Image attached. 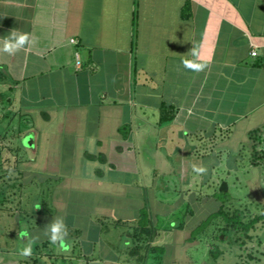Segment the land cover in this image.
I'll use <instances>...</instances> for the list:
<instances>
[{"label":"crops","instance_id":"obj_1","mask_svg":"<svg viewBox=\"0 0 264 264\" xmlns=\"http://www.w3.org/2000/svg\"><path fill=\"white\" fill-rule=\"evenodd\" d=\"M13 31L31 43L0 53V160L20 151L8 137L29 156L0 168V264H210L202 227L216 218L199 211L206 189L228 192L219 175L243 176L260 209L239 199L244 220L261 217L233 234L246 252L233 258L264 264V0H0V39ZM193 46L199 72L182 65ZM31 185L38 204L13 231ZM57 216L69 236L53 245L43 228Z\"/></svg>","mask_w":264,"mask_h":264},{"label":"rangeland","instance_id":"obj_2","mask_svg":"<svg viewBox=\"0 0 264 264\" xmlns=\"http://www.w3.org/2000/svg\"><path fill=\"white\" fill-rule=\"evenodd\" d=\"M6 86L7 85H3V83L0 84V94L2 96L4 94L3 92H6L5 91ZM16 119L17 120H15V121L13 120V121L16 123V125H19V123H21V120L18 117H16ZM10 130H11V132H12V130H13V132L15 131L14 129H10ZM11 139H12L11 137H8L6 139V141L11 143V144H9V146L19 147L20 151H18V152L15 151V153L6 152V153L1 154L4 157V159L2 158L0 160V168H3V169L5 167H10L9 165L11 163L13 164V163H15V161L20 162L22 159H25L26 157L29 156V154L26 153V150H23L21 148V146L26 148V146H25L26 141H23V139L20 138V139H17V141H14L15 143H13V142H11ZM244 147L247 150L246 146H244ZM245 154L248 155V152H246ZM247 157H249V155ZM7 160L9 161L8 162L9 165L6 163ZM244 163L246 165L248 163V160H246ZM9 170H11V169H9ZM258 173H259V171H257V170L254 171L252 177L256 178ZM218 177L222 178L226 181V183L228 184V192L221 194L218 191L217 186L215 188H210L209 190L206 189L204 194H202V196H205V198L207 197L206 200L208 201V204L206 205V207L203 211H201V210L199 211V217L200 216H205V217L213 216L215 214L217 206L220 205V203L222 204V206H227L228 205L227 201L230 200V198H232V200H230L231 205H229V206H233V210L237 209L238 205L241 204V203H239L240 202L239 199L244 200L243 202H245V205L247 204L248 214H251L250 212L256 213L257 210L258 211L260 210V209H258L259 206L255 200V194L254 193L251 194L249 187L242 182L244 180L243 176L232 175L229 177H224V176L219 175ZM236 178H239L240 183H233ZM163 179H164V177L158 179V181H161V183H163L162 182ZM166 184H167V182H166ZM233 184H236V186H234ZM26 191L27 192L23 195L22 203H21L22 207H24V209H22V207H18V208L13 207L11 209V214L13 215V222L10 224V226L11 227L14 226L13 231H16L17 228H19V226H20L18 223V221H19V210H21V211H23V210L28 211L29 210L30 211L32 209L31 206L34 205V207L36 208V205L38 204L37 198H38L39 194L37 192V187L35 185H31V187L26 188ZM212 197H215V200H217L219 202L217 206L214 204ZM235 206H236V208H234ZM233 210H231V213L233 212ZM242 210H244V209L242 208ZM176 216H178V215H176ZM175 218H178V217H175ZM245 218L249 219V216L246 214ZM217 221H221L220 218H218V220L216 219V221L215 220L210 221L208 224H204V226L202 227V230H203L202 232L211 238L210 240H211V243L214 247V251L212 253V256L211 255L208 256L209 263L210 264H216V261H214L213 258H215V254L221 252V253H223V255L225 254L226 260L227 259L231 260L230 264H240L239 260H237V258L235 260L233 257L236 255H241V258L244 259L246 252L243 251L244 250L243 247H242V250L240 251L238 248V245L234 244L233 234L236 237H240V235L235 234V232L231 231L230 229L228 231L224 230L223 229L225 226L224 223L220 222L217 224ZM245 221H248V220H245ZM1 227L2 226L0 225V230H2ZM217 228H220V229L222 228L223 230L220 231ZM243 238H244V236H243ZM77 251H78V249H72V252L74 254L77 253ZM71 253H69L68 256ZM68 258H70V257H68ZM69 261H66L65 263L58 262L56 264H69V263L72 264L73 259L70 258ZM149 262H151V260ZM45 264H48V263H45Z\"/></svg>","mask_w":264,"mask_h":264},{"label":"clouds","instance_id":"obj_3","mask_svg":"<svg viewBox=\"0 0 264 264\" xmlns=\"http://www.w3.org/2000/svg\"><path fill=\"white\" fill-rule=\"evenodd\" d=\"M31 43L29 34L20 33L17 31L11 32L7 37L0 39V53H6L8 55H14L19 50L23 49L27 44ZM191 58H185L182 61V65L185 69L193 72L202 71L205 68L204 63H198L199 49L193 46L192 50L189 52ZM193 171L198 174H203L207 169L203 166L193 165ZM44 235L48 238L50 243L62 244L67 240L69 236L68 228L65 223L63 216H57L51 220L44 228ZM34 241L30 240L28 243H21L22 247L19 249V254L22 257H28L32 252V243Z\"/></svg>","mask_w":264,"mask_h":264},{"label":"trees","instance_id":"obj_4","mask_svg":"<svg viewBox=\"0 0 264 264\" xmlns=\"http://www.w3.org/2000/svg\"><path fill=\"white\" fill-rule=\"evenodd\" d=\"M5 176V174H4ZM4 176H0V179H3ZM224 194V193H221ZM148 214L143 211L141 213V220L139 222L140 225V232L142 236L146 237H152L153 231L150 227L149 220H147ZM246 216V211L242 210H235L232 213L228 212L224 206H221L219 210L213 215L214 218L222 219V223H224V230L228 231L229 229L235 234L240 235L238 241H241L240 238L243 239V236L245 237L247 233H249L254 226L257 224V222L260 220L261 215L256 216L252 220L245 221L244 218ZM222 228L219 229L220 231L223 230ZM135 252L140 251L142 249L141 246H136V248H133Z\"/></svg>","mask_w":264,"mask_h":264},{"label":"built area","instance_id":"obj_5","mask_svg":"<svg viewBox=\"0 0 264 264\" xmlns=\"http://www.w3.org/2000/svg\"><path fill=\"white\" fill-rule=\"evenodd\" d=\"M70 42H71L72 44H75V43H76V41H74V40H71ZM251 55H252V56H255V52H252ZM76 65H77V67H80V65H81V63H80V61H79L78 54H76Z\"/></svg>","mask_w":264,"mask_h":264},{"label":"water","instance_id":"obj_6","mask_svg":"<svg viewBox=\"0 0 264 264\" xmlns=\"http://www.w3.org/2000/svg\"><path fill=\"white\" fill-rule=\"evenodd\" d=\"M263 150H264V146H263ZM220 191L226 192L227 191V186L225 183H222L221 187H220Z\"/></svg>","mask_w":264,"mask_h":264}]
</instances>
